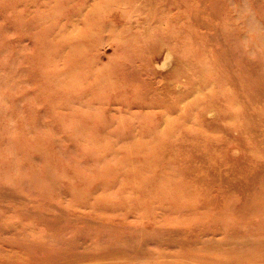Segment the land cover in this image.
Instances as JSON below:
<instances>
[{
	"label": "rangeland",
	"instance_id": "obj_1",
	"mask_svg": "<svg viewBox=\"0 0 264 264\" xmlns=\"http://www.w3.org/2000/svg\"><path fill=\"white\" fill-rule=\"evenodd\" d=\"M0 264H264V0H0Z\"/></svg>",
	"mask_w": 264,
	"mask_h": 264
},
{
	"label": "bare ground",
	"instance_id": "obj_2",
	"mask_svg": "<svg viewBox=\"0 0 264 264\" xmlns=\"http://www.w3.org/2000/svg\"><path fill=\"white\" fill-rule=\"evenodd\" d=\"M147 36V35H146ZM166 45V44H165ZM169 49V48H168ZM144 50H146V49H144ZM143 50V51H144ZM145 52V51H144ZM143 52V53H144ZM173 58H172V53L170 52V51H167V52H165V57H164V60H163V66H165V65H167V64H169V62L172 60ZM178 86V85H177ZM214 114V113H213ZM212 114V115H213ZM176 165V164H175ZM178 165V164H177ZM175 168V167H174ZM167 170V169H166ZM168 171V170H167ZM183 173V172H182ZM258 178V177H257ZM204 180V179H203ZM210 181H211V179H209ZM209 180H207V182L209 181ZM200 181V180H199ZM216 181V180H215ZM193 182V181H192ZM191 182V183H192ZM194 182H195V180H194ZM203 182V184L204 183H206L205 181H202ZM189 183V182H188ZM198 183V182H197ZM201 183V182H200ZM200 183H198V184H200ZM212 183V182H211ZM197 184V185H198ZM208 185V184H207ZM205 186H206V184H205ZM197 187V186H196ZM204 187V186H203ZM206 188V187H205Z\"/></svg>",
	"mask_w": 264,
	"mask_h": 264
}]
</instances>
